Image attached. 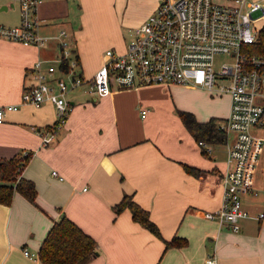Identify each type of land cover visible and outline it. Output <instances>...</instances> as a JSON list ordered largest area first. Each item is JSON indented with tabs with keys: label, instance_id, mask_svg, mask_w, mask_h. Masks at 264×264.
<instances>
[{
	"label": "crops",
	"instance_id": "obj_1",
	"mask_svg": "<svg viewBox=\"0 0 264 264\" xmlns=\"http://www.w3.org/2000/svg\"><path fill=\"white\" fill-rule=\"evenodd\" d=\"M119 2L41 0L43 46L0 39V106H17L0 122V158L29 153L21 175L37 192L34 203L15 192L9 205L0 204V264H43L38 250L61 214L94 239L96 254L87 264H204L211 253L225 264H264V217H255L264 210V197L255 201L262 193L244 196L250 216L238 232L205 218L204 211L221 204L225 141L207 142L212 149L207 154L180 118V112H189L200 122L209 116L225 119L228 94L226 107L217 110L204 105V99L214 100L206 89L191 84H151L104 96L73 88L57 138L41 144L38 132L55 121L56 112L50 102L21 104L30 68L60 54L55 36L64 29L78 71L90 78L106 49L123 52L129 42L118 18ZM19 22V0H0V24ZM124 195L149 212L160 237L135 222L128 209L115 211ZM173 238L184 242L166 247Z\"/></svg>",
	"mask_w": 264,
	"mask_h": 264
},
{
	"label": "built area",
	"instance_id": "obj_2",
	"mask_svg": "<svg viewBox=\"0 0 264 264\" xmlns=\"http://www.w3.org/2000/svg\"><path fill=\"white\" fill-rule=\"evenodd\" d=\"M40 1L19 0L20 22L0 24V39L43 46L47 37L39 33ZM263 26L264 3L258 0H162L135 28L123 52L104 51L102 66L90 78L78 71L68 34L62 29L55 36L60 54L33 63L20 102L36 107L50 102L54 106L55 121L38 132L41 144L47 146L66 121L71 108L67 92L73 88L84 86L86 92L104 96L114 90L178 83L211 94H228L229 113L219 126L226 134L221 204L204 211L203 216L235 233L250 216L244 196L256 197L264 191V165H259L264 147V55L251 50ZM15 109L16 105L0 106V122L6 110ZM145 113L141 110V116ZM197 143L207 154L211 152L207 142ZM258 170L262 185L256 183ZM255 217L263 219L264 210ZM204 264L225 263L211 253Z\"/></svg>",
	"mask_w": 264,
	"mask_h": 264
},
{
	"label": "trees",
	"instance_id": "obj_3",
	"mask_svg": "<svg viewBox=\"0 0 264 264\" xmlns=\"http://www.w3.org/2000/svg\"><path fill=\"white\" fill-rule=\"evenodd\" d=\"M251 50L264 55V26L259 32L258 42L251 45ZM75 59L77 60L76 57ZM180 118L196 141L222 143L226 140V134L219 128L220 123L214 117L200 122L192 113L180 112ZM28 156L29 153L27 156L17 154L9 158H0V204L9 205L15 192L34 203L37 194L34 183L21 175ZM186 169L189 172H196L193 168ZM114 209L116 212L128 209L135 222L160 237L159 230L150 219L149 212L136 203L131 195H124ZM183 242L173 238L165 241V245L166 247L180 246ZM37 254L43 264H87L96 254V243L73 221L61 214L53 222Z\"/></svg>",
	"mask_w": 264,
	"mask_h": 264
},
{
	"label": "rangeland",
	"instance_id": "obj_4",
	"mask_svg": "<svg viewBox=\"0 0 264 264\" xmlns=\"http://www.w3.org/2000/svg\"><path fill=\"white\" fill-rule=\"evenodd\" d=\"M162 0H120L118 6H117V13L118 18L120 19V24L122 25V28L124 30V35L126 42H128L132 36L133 31L135 30L136 25H140V22H142L144 19L148 17L153 11L155 10V7L161 2ZM222 1V0H218ZM261 3H264V0H258ZM137 25V26H138ZM207 91V90H206ZM208 92V91H207ZM210 94V95H209ZM208 95L210 98H213L214 100L211 102L210 100H203V103L205 106L210 107L211 105H217L220 110L224 107H226V95H216L211 94L208 92ZM210 119V116L208 117ZM216 118L218 123H221L224 121L221 117H214ZM222 124V123H221ZM262 135H264V130H262ZM260 166L264 165V147L262 150V153L260 155ZM260 170L256 173L257 179L256 183L258 185H262L261 183V174L259 173ZM262 195L257 197L255 199L256 202H260L261 199L264 197V191L261 192Z\"/></svg>",
	"mask_w": 264,
	"mask_h": 264
}]
</instances>
